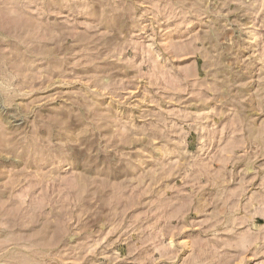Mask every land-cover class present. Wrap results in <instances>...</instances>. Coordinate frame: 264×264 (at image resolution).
<instances>
[{
    "label": "rangeland",
    "instance_id": "1",
    "mask_svg": "<svg viewBox=\"0 0 264 264\" xmlns=\"http://www.w3.org/2000/svg\"><path fill=\"white\" fill-rule=\"evenodd\" d=\"M0 264H264V0H0Z\"/></svg>",
    "mask_w": 264,
    "mask_h": 264
}]
</instances>
